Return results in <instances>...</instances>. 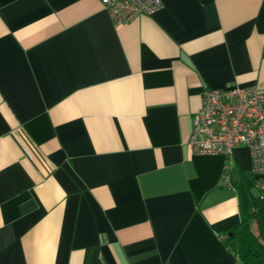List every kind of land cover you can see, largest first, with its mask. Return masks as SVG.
Segmentation results:
<instances>
[{
	"label": "crops",
	"instance_id": "1",
	"mask_svg": "<svg viewBox=\"0 0 264 264\" xmlns=\"http://www.w3.org/2000/svg\"><path fill=\"white\" fill-rule=\"evenodd\" d=\"M161 2L0 0V264H242L250 149L189 140L205 91L264 92V0Z\"/></svg>",
	"mask_w": 264,
	"mask_h": 264
},
{
	"label": "built area",
	"instance_id": "2",
	"mask_svg": "<svg viewBox=\"0 0 264 264\" xmlns=\"http://www.w3.org/2000/svg\"><path fill=\"white\" fill-rule=\"evenodd\" d=\"M100 2L115 26L153 16L163 8L161 0ZM189 144L196 155L225 158H230L237 147L247 146L256 186L264 193V92L240 87L205 91ZM225 178L230 185V176Z\"/></svg>",
	"mask_w": 264,
	"mask_h": 264
},
{
	"label": "trees",
	"instance_id": "3",
	"mask_svg": "<svg viewBox=\"0 0 264 264\" xmlns=\"http://www.w3.org/2000/svg\"><path fill=\"white\" fill-rule=\"evenodd\" d=\"M253 189H256L257 195L250 191L244 198V220L239 229H237L232 238L239 243V259L242 264H264V193L252 183ZM252 211V218L257 221L258 235L250 228L248 212Z\"/></svg>",
	"mask_w": 264,
	"mask_h": 264
},
{
	"label": "rangeland",
	"instance_id": "4",
	"mask_svg": "<svg viewBox=\"0 0 264 264\" xmlns=\"http://www.w3.org/2000/svg\"><path fill=\"white\" fill-rule=\"evenodd\" d=\"M248 216H249V225H250L251 230L256 235H258L257 221H256V219H254V217L252 218V216H254L252 211L248 212Z\"/></svg>",
	"mask_w": 264,
	"mask_h": 264
}]
</instances>
